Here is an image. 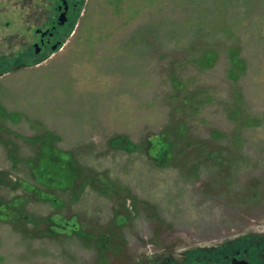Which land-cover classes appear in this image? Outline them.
<instances>
[{"label": "rangeland", "instance_id": "obj_1", "mask_svg": "<svg viewBox=\"0 0 264 264\" xmlns=\"http://www.w3.org/2000/svg\"><path fill=\"white\" fill-rule=\"evenodd\" d=\"M23 2L0 0V264L264 225V0H72L41 54L60 1L33 0V27Z\"/></svg>", "mask_w": 264, "mask_h": 264}, {"label": "flooded vegetation", "instance_id": "obj_2", "mask_svg": "<svg viewBox=\"0 0 264 264\" xmlns=\"http://www.w3.org/2000/svg\"><path fill=\"white\" fill-rule=\"evenodd\" d=\"M12 1L8 0V2ZM59 1L57 16L53 19L48 16L46 29L37 28L40 41L39 44L34 45L35 54H41L42 49L52 46V40L60 33L59 28L64 27L69 21L72 0ZM76 5H73V10ZM15 7L17 8V4ZM21 7L22 10L27 9V22L33 27L35 14L33 0H24ZM5 12L7 13V10ZM1 13L2 9L0 8ZM59 43L60 41H57L52 48ZM117 264H264V225L245 235L234 238L226 237L217 244L198 246L192 244L185 247L163 246L152 253L143 252L141 257H137L132 262Z\"/></svg>", "mask_w": 264, "mask_h": 264}, {"label": "water", "instance_id": "obj_3", "mask_svg": "<svg viewBox=\"0 0 264 264\" xmlns=\"http://www.w3.org/2000/svg\"><path fill=\"white\" fill-rule=\"evenodd\" d=\"M62 21L64 22V19H62ZM53 49L56 50L57 49V46H55Z\"/></svg>", "mask_w": 264, "mask_h": 264}]
</instances>
